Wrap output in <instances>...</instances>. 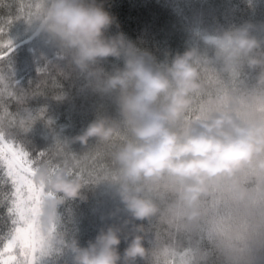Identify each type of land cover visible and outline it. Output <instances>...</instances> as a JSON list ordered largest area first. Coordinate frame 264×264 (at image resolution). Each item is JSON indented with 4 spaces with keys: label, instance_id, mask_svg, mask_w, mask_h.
Listing matches in <instances>:
<instances>
[{
    "label": "clouds",
    "instance_id": "clouds-1",
    "mask_svg": "<svg viewBox=\"0 0 264 264\" xmlns=\"http://www.w3.org/2000/svg\"><path fill=\"white\" fill-rule=\"evenodd\" d=\"M27 7L28 25L115 111L101 103L57 144L59 160L35 168L46 193L36 258L66 248L72 264H264V22L194 30L183 53L159 60L125 33L109 34L116 18L102 0ZM109 58L119 63L106 69ZM76 143L85 151H71ZM100 184L121 206L110 218H125L82 246L60 230L58 209Z\"/></svg>",
    "mask_w": 264,
    "mask_h": 264
},
{
    "label": "trees",
    "instance_id": "trees-1",
    "mask_svg": "<svg viewBox=\"0 0 264 264\" xmlns=\"http://www.w3.org/2000/svg\"><path fill=\"white\" fill-rule=\"evenodd\" d=\"M28 3L29 0H24L26 7ZM102 3L118 23L109 34L125 33L138 48L147 49L159 60L166 53H183L195 40L194 30L214 32L246 21L264 22V0H102ZM18 8L19 0H0V27L4 28L0 40L10 41L9 53L5 51L0 56L3 81L0 88L7 86L18 97H9L7 91L0 93V117H3L0 131L33 158L46 153L55 162L60 159L55 154L57 144L78 134L95 118L101 103L109 114L114 115L115 111L111 104L84 87L83 79L69 71L43 36H32L36 31L19 15ZM31 36L32 39L26 40ZM118 63L109 58L103 66L110 69ZM5 109L10 116L4 113ZM20 121H25L24 126ZM70 150L85 151L79 143L70 145ZM5 181L0 173V239H6L12 228L8 214L11 188ZM83 196L86 199L66 201L58 209L60 230L67 239H78L82 246L94 240L101 228L119 225L125 218L123 213L110 218L109 214L121 206L105 185H89ZM123 231L128 234L131 225ZM152 231L146 237V247L151 246ZM161 236L168 239L163 232ZM125 247L122 240L120 251ZM36 264H72L71 254L66 248L59 249L52 256H39ZM137 264L146 262L138 260Z\"/></svg>",
    "mask_w": 264,
    "mask_h": 264
},
{
    "label": "snow or ice",
    "instance_id": "snow-or-ice-1",
    "mask_svg": "<svg viewBox=\"0 0 264 264\" xmlns=\"http://www.w3.org/2000/svg\"><path fill=\"white\" fill-rule=\"evenodd\" d=\"M18 12L23 16L28 14L29 9L24 0H19ZM3 32L4 28L0 27V36ZM9 47L10 41L0 40V56ZM2 83L0 79V84ZM4 91H7L9 97L18 99L7 86L0 88V93ZM4 113L10 116L6 109ZM11 122L16 123L14 118H11ZM2 123L3 117H0V127ZM19 123L24 126L25 121ZM45 161L53 163L46 153H40L33 158L0 131V173L11 188L8 214L12 224L8 237L0 239V264H36V254L43 250L44 239L36 231L34 217L40 200L46 193L44 186L34 184L31 178L35 174V168Z\"/></svg>",
    "mask_w": 264,
    "mask_h": 264
},
{
    "label": "bare ground",
    "instance_id": "bare-ground-1",
    "mask_svg": "<svg viewBox=\"0 0 264 264\" xmlns=\"http://www.w3.org/2000/svg\"><path fill=\"white\" fill-rule=\"evenodd\" d=\"M114 25H118V23L116 22ZM114 25L112 26V28H114ZM33 36V35H32ZM31 36V37H32ZM31 37H29V38H27L26 40H28V39H31ZM22 42H20V43H17L15 46H18V45H20ZM15 47H13L11 50H13ZM5 53H9V51L7 52H5Z\"/></svg>",
    "mask_w": 264,
    "mask_h": 264
},
{
    "label": "water",
    "instance_id": "water-1",
    "mask_svg": "<svg viewBox=\"0 0 264 264\" xmlns=\"http://www.w3.org/2000/svg\"><path fill=\"white\" fill-rule=\"evenodd\" d=\"M36 35H37V33H35V34L33 35V37L36 36ZM33 37H32V38H33Z\"/></svg>",
    "mask_w": 264,
    "mask_h": 264
}]
</instances>
